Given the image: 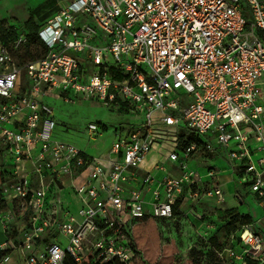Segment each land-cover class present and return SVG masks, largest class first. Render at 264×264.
Wrapping results in <instances>:
<instances>
[{
	"label": "built area",
	"instance_id": "1",
	"mask_svg": "<svg viewBox=\"0 0 264 264\" xmlns=\"http://www.w3.org/2000/svg\"><path fill=\"white\" fill-rule=\"evenodd\" d=\"M53 2L38 29L40 57L21 61L24 35L0 41V224L7 233L25 222L22 240L1 251H17L23 264H134L132 224L146 216L191 215L208 241L217 214L203 218L188 206L221 204L224 193L217 170L189 167L197 153L223 155L264 210V156L254 159L264 154V0ZM48 94L125 104L143 120L104 156L90 157L52 138ZM161 125L174 128L166 161L177 176L164 163L143 167ZM182 129L203 143L181 147ZM53 186L78 198L76 216L52 203ZM260 222L264 215L241 228L240 252L230 246L217 258L264 264Z\"/></svg>",
	"mask_w": 264,
	"mask_h": 264
},
{
	"label": "rangeland",
	"instance_id": "2",
	"mask_svg": "<svg viewBox=\"0 0 264 264\" xmlns=\"http://www.w3.org/2000/svg\"><path fill=\"white\" fill-rule=\"evenodd\" d=\"M54 11L55 5L52 0H0V28L3 30L12 28L16 34L25 35L27 31L24 29L23 24L29 17H32L37 25H40ZM36 47L32 46L30 48L29 55L26 48L23 47L21 61L30 60L31 56L34 58L40 57L42 50L39 46ZM70 99V101H65L60 96L53 94H48L44 98L45 103L52 109V117L56 124L52 132V138L69 143L90 157L104 156L114 142L125 136L126 130L131 125L138 124L143 120L141 114L130 111L123 104L116 108L82 96H70ZM90 124L97 127V133L94 135L87 131ZM159 127L163 132L158 133L159 141L154 145L151 154L156 157V162L164 163L169 170L171 166L166 160L169 153L174 149V128L163 125ZM195 156L196 159L201 161L190 162L189 167L196 170L200 175L205 174L207 167L216 168L218 171L229 170L228 163L223 155L206 159L204 158L207 156L205 154L197 153ZM262 156L264 154L258 153L254 159L256 160ZM223 193V203L221 204H217L215 201H201L194 206H188V208L193 207L195 212L204 216H214V213L219 212L218 210H225L219 220L223 226L219 229L212 243L217 248H228L232 246L233 242H236L237 247L234 246V250L240 252V247H242L241 236H235L234 239H231L227 223L231 222L229 224H232L233 228H237L238 223H232L235 210L239 208L242 213H248V209L251 208V213L258 215V205L255 203L254 195L248 190V187L238 185L236 180L228 182L223 187ZM239 196L243 197L245 204H241L238 199ZM51 200L52 203L61 200V203L66 205L75 216L80 208L78 198L72 195L68 188H62V192L57 193L56 188L53 186ZM229 217L231 218L229 219ZM24 223L22 222V224ZM197 229L198 224L196 222H190L185 218L178 222H165L160 230L154 226L155 232L149 234L150 239L135 240L136 238H134L136 248L140 252L139 259L134 264H149L148 259L155 261L164 245L174 248L173 262L175 264L186 261L189 256H199L196 261L197 264H242V261L233 258H231V261L217 262L213 260L212 256L208 255L203 258L201 253L191 251L193 246L204 250V244H200L197 239ZM258 229L260 231L261 229L264 230V222L258 224ZM142 251L145 252L146 257H143ZM10 252L13 251L10 250Z\"/></svg>",
	"mask_w": 264,
	"mask_h": 264
},
{
	"label": "trees",
	"instance_id": "3",
	"mask_svg": "<svg viewBox=\"0 0 264 264\" xmlns=\"http://www.w3.org/2000/svg\"><path fill=\"white\" fill-rule=\"evenodd\" d=\"M40 25H37L34 22L32 17H29L23 24L24 29L27 31V33L24 35L26 37V40H27L24 47L28 51V53H27L28 55L30 53L29 50L32 46L33 47H36V46L40 47V45L38 44L39 41H38V35H37ZM18 36H19V34H16L12 28H9L8 30H3L2 28H0V41L5 45L12 43L14 40L17 39ZM41 50H42V52H44L43 49H41ZM34 59L35 58L33 56L30 57V60H34ZM123 105H125V104H123ZM178 137H179L178 140L180 142L181 147H187L192 143H196V144H202L203 143V141L200 138L194 136L193 134L188 133L186 130H183V129L180 131V134ZM179 203H180V200H178L176 202L175 206L173 207V215L176 217V219L181 217V213L177 211V207H178ZM4 206H5L4 204H1L0 208H3ZM13 211L16 214H19V212L17 210L15 211V209H13ZM218 211L219 212L216 213L218 222L216 223L215 230L213 231L212 236L209 238V240L204 241L200 238H197L199 240L200 244L201 243L204 244L203 245L204 250L198 249L197 246H193L194 248L191 247L192 250L191 249L190 250L191 251L194 250V251H197L198 253H201L202 254L201 257H203V258H206L209 255V256H212L213 260H215L217 262H219V261L221 262V260L219 258H217L216 252L222 251L224 248H217L212 243L213 239L216 237L219 229H221L223 226L219 220H220L221 214L225 213V210H218ZM202 217L204 218L205 216L202 215ZM231 217H229V219ZM234 222L238 223L239 226L237 228H233L231 226L232 224H229L231 222L227 223V228L231 233V237L233 236V239L235 238V236H237V237L241 236V234H239V232H241V228L243 226L254 223V221L252 220V218L249 214H241L238 212V210H235V212H234L232 223H234ZM164 224H165V220H157L155 218L148 217V216H146L140 220L134 221L132 224V232H133L134 238H136L135 240L144 239V238L150 239L149 234H154V232H155L154 226H156V228L160 230V227H162ZM151 231H152V233H151ZM236 245H237L236 242L232 243L233 248ZM135 247H136V245H135ZM240 249H241V247H240ZM141 253H142L143 257H146L144 251H142ZM9 254H10V250L0 251V262L5 257H7ZM173 254H174V248H172V246L164 245V246H162L161 252L159 253V256L156 257L155 261L148 259V263L149 264H175L173 262ZM197 258H199V256H197V257L189 256L186 261L181 262V263H177V264H197L196 263ZM247 262L249 264H253L250 261H247ZM67 264H74V263L72 261L68 260ZM85 264H89V262H85Z\"/></svg>",
	"mask_w": 264,
	"mask_h": 264
},
{
	"label": "crops",
	"instance_id": "4",
	"mask_svg": "<svg viewBox=\"0 0 264 264\" xmlns=\"http://www.w3.org/2000/svg\"><path fill=\"white\" fill-rule=\"evenodd\" d=\"M52 3H54L53 0H52ZM195 161H201V160L195 159ZM155 163H157L156 162V157L150 153L146 157V160L144 162L143 167L145 169H149ZM170 166H171V168L169 169V171L174 176H177L178 175V172H177L175 166L173 164H171V163H170ZM207 169H215V170H217L216 171L217 172V179H218L219 183L221 184L222 190H223V187L228 182H230V181L234 182L235 181L234 177L232 176V174H231V172L229 170H226V171H218V169L213 168V167H207ZM238 199L241 201V204H245V200L243 199V197L239 196ZM255 203L258 205V212H259L258 215L252 214L251 213V208L248 209V213H242L239 208H238V212L241 213V214H249L251 216L252 220H254V222L255 221H258L262 217V215H264V210H262V208L260 207V205L258 204V202L256 201V199H255ZM188 218H189V220L191 222H196L198 224L197 232H200V231L203 232V231H205L204 228L201 227L200 224L197 221H195L191 215H189ZM22 227H23L22 226V223L17 220L16 221V224L13 225L12 230L9 231V232H7V233H5L4 230H3V228H2V226H1V224H0V251H1V247L6 242H8V241L9 242H16V241L17 242H20L22 240ZM260 232L262 234V237H264V230L261 229ZM0 264H23V263H22V259H21L20 254L17 251H13V252H10V254L7 257H5L0 262Z\"/></svg>",
	"mask_w": 264,
	"mask_h": 264
}]
</instances>
